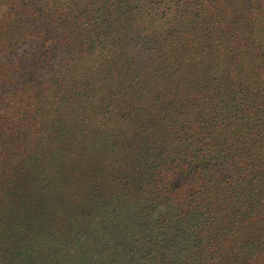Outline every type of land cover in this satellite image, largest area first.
I'll return each mask as SVG.
<instances>
[{"label":"rangeland","instance_id":"rangeland-1","mask_svg":"<svg viewBox=\"0 0 264 264\" xmlns=\"http://www.w3.org/2000/svg\"><path fill=\"white\" fill-rule=\"evenodd\" d=\"M262 94L264 0H0V258Z\"/></svg>","mask_w":264,"mask_h":264},{"label":"trees","instance_id":"trees-1","mask_svg":"<svg viewBox=\"0 0 264 264\" xmlns=\"http://www.w3.org/2000/svg\"><path fill=\"white\" fill-rule=\"evenodd\" d=\"M229 105L192 118L189 155L119 167L107 200L72 196L64 234L29 246L18 232L0 264H264V94Z\"/></svg>","mask_w":264,"mask_h":264}]
</instances>
